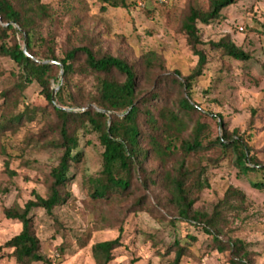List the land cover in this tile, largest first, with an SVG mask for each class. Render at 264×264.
<instances>
[{
    "label": "trees",
    "instance_id": "obj_1",
    "mask_svg": "<svg viewBox=\"0 0 264 264\" xmlns=\"http://www.w3.org/2000/svg\"><path fill=\"white\" fill-rule=\"evenodd\" d=\"M98 1L101 11L135 4L129 0ZM232 3L233 0H208L207 9L191 4L185 10L180 31L197 61L190 73L183 75L177 69H169L165 56L155 50L143 53L136 63L101 53L92 45L74 48L58 58L50 29L56 19L49 5L42 0H0V57L8 58L16 67L0 93V138L6 132L15 134L40 114L45 126L36 143L60 152L57 165L45 177V196L33 192V199L3 209V216L18 221L21 230L0 246V257L8 248L11 251L7 255L15 264L52 263L40 252L41 241L32 212L43 209L60 229L54 211L70 196L67 187L73 163L80 160L81 134L92 131L103 148L101 170L86 180L93 200L133 196L140 204L145 201L144 194L138 197L136 192L154 186L160 191L157 203L173 210L175 220L200 227L211 235L222 251L231 252V264H251L240 240L224 247L219 239L227 213L245 206V193L229 187L210 212L195 207L209 186L206 166L230 159L244 174L264 170L256 158L250 131L230 132L220 119V133L212 137L205 112L193 98V86L208 63L200 25L218 20L222 9ZM45 29L50 32L48 35ZM211 46L238 60L249 58L228 36ZM32 83L40 86L42 100L29 106L25 91ZM55 85L58 90L53 100ZM33 137L27 139V144ZM4 152L0 141V153ZM210 152L215 154L208 156ZM253 186L264 189V182H254ZM170 222L174 224V220ZM195 239L188 235L183 243L176 237L167 247V253L170 248L175 251L173 264H179ZM121 245V234L94 243L91 252L95 264H111ZM59 251L63 253L62 246Z\"/></svg>",
    "mask_w": 264,
    "mask_h": 264
},
{
    "label": "rangeland",
    "instance_id": "obj_2",
    "mask_svg": "<svg viewBox=\"0 0 264 264\" xmlns=\"http://www.w3.org/2000/svg\"><path fill=\"white\" fill-rule=\"evenodd\" d=\"M129 1L135 4L101 11L98 0H42L56 19L50 29L57 57H64L74 48L92 45L101 53L136 63L143 53L155 50L165 56L169 69L189 74L197 57L180 31V19L191 4L207 9L208 0H167L163 5L148 2L145 7L139 6L138 0ZM44 33L50 32L45 29ZM200 34L208 63L193 86V98L205 112L209 134L213 137L220 133V119L230 132L250 131L256 158L264 165V0H233L222 9L218 20L200 25ZM227 36L249 55L247 60L223 55L211 46ZM13 70H16L13 62L0 57V93L8 85ZM54 89L57 91L58 86ZM40 91V86L32 83L25 91L26 104L40 102ZM2 101L0 97V104ZM44 126L45 119L38 114L15 134L6 132L0 138L6 151L0 153V246L21 230L18 221L3 216V209L33 199V192L47 194L45 177L57 165L60 152L36 143ZM31 135L34 137L27 144ZM79 150L80 160L73 163L67 187L70 196L54 211L60 229L43 209L32 212L41 241L40 252L51 259V264H95L91 246L120 234L122 245L115 250L111 264H173L175 251L170 248L167 253V247L176 237L185 243L188 235L196 239L191 241L179 264H231V252L222 251L211 235L200 227L175 220L173 210L157 203L160 191L154 186L136 192L138 197L144 194L145 201L140 204L133 196L113 195L93 200L86 180L101 170L103 148L97 134L83 132ZM147 167L152 168L150 164ZM205 171L209 186L195 207L210 212L229 187L242 190L246 204L243 209L227 213L219 239L224 247L240 240L250 263L264 264V189L253 186L254 182H264V170L244 174L232 160L225 159L206 166ZM173 220L174 224L170 222ZM61 246L63 253L59 251ZM10 251L8 248L2 251L0 264H15L7 255Z\"/></svg>",
    "mask_w": 264,
    "mask_h": 264
},
{
    "label": "built area",
    "instance_id": "obj_3",
    "mask_svg": "<svg viewBox=\"0 0 264 264\" xmlns=\"http://www.w3.org/2000/svg\"><path fill=\"white\" fill-rule=\"evenodd\" d=\"M148 2L163 4V3L167 2V0H138L137 4L141 7H145L146 3H148Z\"/></svg>",
    "mask_w": 264,
    "mask_h": 264
},
{
    "label": "water",
    "instance_id": "obj_4",
    "mask_svg": "<svg viewBox=\"0 0 264 264\" xmlns=\"http://www.w3.org/2000/svg\"><path fill=\"white\" fill-rule=\"evenodd\" d=\"M55 92H56V91L54 90V93H53V100H54V95H55Z\"/></svg>",
    "mask_w": 264,
    "mask_h": 264
}]
</instances>
